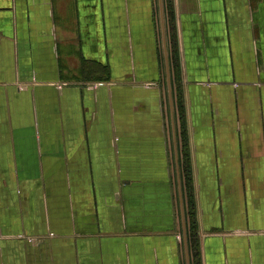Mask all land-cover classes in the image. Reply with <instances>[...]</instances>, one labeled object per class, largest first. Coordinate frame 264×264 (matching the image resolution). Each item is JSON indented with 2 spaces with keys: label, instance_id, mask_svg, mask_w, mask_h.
Segmentation results:
<instances>
[{
  "label": "crops",
  "instance_id": "1",
  "mask_svg": "<svg viewBox=\"0 0 264 264\" xmlns=\"http://www.w3.org/2000/svg\"><path fill=\"white\" fill-rule=\"evenodd\" d=\"M197 261L264 264V0H0V264Z\"/></svg>",
  "mask_w": 264,
  "mask_h": 264
},
{
  "label": "trees",
  "instance_id": "2",
  "mask_svg": "<svg viewBox=\"0 0 264 264\" xmlns=\"http://www.w3.org/2000/svg\"><path fill=\"white\" fill-rule=\"evenodd\" d=\"M175 60H176V55H175ZM176 62V61H175ZM179 108L181 111V117L183 120V126H184V110H183V103L180 101L179 103ZM184 141V149L185 151V161H184V172H185V184L187 186V194H188V199H189V218H190V230L193 228L196 232L191 236L192 243L196 246L197 245V230H198V221L196 217V209L194 205V193H193V186H192V178H191V163L189 160V156L187 153V139L183 138ZM196 264H199V261L196 262Z\"/></svg>",
  "mask_w": 264,
  "mask_h": 264
},
{
  "label": "rangeland",
  "instance_id": "3",
  "mask_svg": "<svg viewBox=\"0 0 264 264\" xmlns=\"http://www.w3.org/2000/svg\"><path fill=\"white\" fill-rule=\"evenodd\" d=\"M81 62H82L81 65H85L86 64V62L83 61V60H81ZM82 68H83L84 71H86V70H88L89 67H87L85 65V66H82ZM100 71L103 72V73L96 72V73H98L97 75H100V73H101L102 77H105L107 79L109 78V70L104 72V70L101 69ZM94 74H92V75L91 74H87V76H84L83 78L86 79L85 82L90 81L91 79L95 78L96 74L95 75ZM96 78H97V76H96ZM191 178H192V186H193V193H194V205L196 206V203H195V200H196L195 199V180H194V175H193V172H192V165H191ZM185 189L187 191V186H185ZM187 205L191 208V206L189 205V199H188V204ZM189 216H190V214H189ZM196 217H197V214H196ZM195 232L196 231L192 228L191 231H190V234H189V239H191V236L193 234H195ZM191 245H192L193 249H191ZM190 249H191L190 251H192V253L195 255V258L197 259L198 258V253H199V248L197 247V245L195 246L193 243L191 244V242H190Z\"/></svg>",
  "mask_w": 264,
  "mask_h": 264
}]
</instances>
